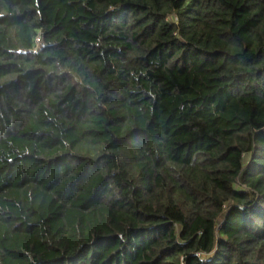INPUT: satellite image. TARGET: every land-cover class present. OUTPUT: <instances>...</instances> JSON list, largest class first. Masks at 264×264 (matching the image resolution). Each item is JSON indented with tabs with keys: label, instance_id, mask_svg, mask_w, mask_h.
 <instances>
[{
	"label": "trees",
	"instance_id": "obj_1",
	"mask_svg": "<svg viewBox=\"0 0 264 264\" xmlns=\"http://www.w3.org/2000/svg\"><path fill=\"white\" fill-rule=\"evenodd\" d=\"M0 264H264V0H0Z\"/></svg>",
	"mask_w": 264,
	"mask_h": 264
},
{
	"label": "built area",
	"instance_id": "obj_2",
	"mask_svg": "<svg viewBox=\"0 0 264 264\" xmlns=\"http://www.w3.org/2000/svg\"><path fill=\"white\" fill-rule=\"evenodd\" d=\"M36 43H37V47L38 48H43L44 47V44H43V42H42L40 37H37Z\"/></svg>",
	"mask_w": 264,
	"mask_h": 264
}]
</instances>
